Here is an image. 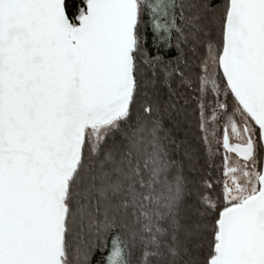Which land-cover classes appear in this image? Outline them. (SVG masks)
I'll return each mask as SVG.
<instances>
[{
	"label": "snow or ice",
	"instance_id": "obj_1",
	"mask_svg": "<svg viewBox=\"0 0 264 264\" xmlns=\"http://www.w3.org/2000/svg\"><path fill=\"white\" fill-rule=\"evenodd\" d=\"M0 264H264V0H0Z\"/></svg>",
	"mask_w": 264,
	"mask_h": 264
}]
</instances>
